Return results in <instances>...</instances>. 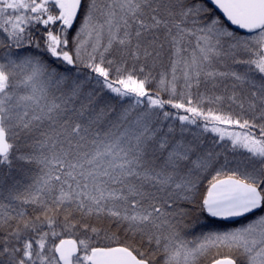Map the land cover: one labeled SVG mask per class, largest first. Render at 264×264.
Instances as JSON below:
<instances>
[{"label": "snow or ice", "instance_id": "6c2138e0", "mask_svg": "<svg viewBox=\"0 0 264 264\" xmlns=\"http://www.w3.org/2000/svg\"><path fill=\"white\" fill-rule=\"evenodd\" d=\"M0 264H264V0H0Z\"/></svg>", "mask_w": 264, "mask_h": 264}, {"label": "trees", "instance_id": "16d2710c", "mask_svg": "<svg viewBox=\"0 0 264 264\" xmlns=\"http://www.w3.org/2000/svg\"><path fill=\"white\" fill-rule=\"evenodd\" d=\"M107 117H105V119H106Z\"/></svg>", "mask_w": 264, "mask_h": 264}]
</instances>
